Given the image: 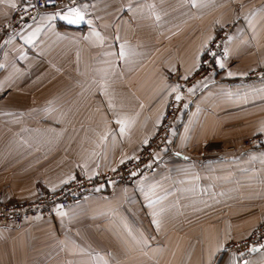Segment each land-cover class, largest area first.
<instances>
[{"label": "crops", "instance_id": "1", "mask_svg": "<svg viewBox=\"0 0 264 264\" xmlns=\"http://www.w3.org/2000/svg\"><path fill=\"white\" fill-rule=\"evenodd\" d=\"M18 4L0 0V23ZM73 8L79 23L63 18ZM227 24L154 173L0 226V264H264V245L223 252L264 222V145L228 150L264 136V76L249 77L264 66V0H80L25 22L0 52V200L134 157Z\"/></svg>", "mask_w": 264, "mask_h": 264}, {"label": "built area", "instance_id": "2", "mask_svg": "<svg viewBox=\"0 0 264 264\" xmlns=\"http://www.w3.org/2000/svg\"><path fill=\"white\" fill-rule=\"evenodd\" d=\"M79 1L19 0L11 17L0 23V52L8 37L19 30L25 22L34 19L45 10L74 7ZM231 30L232 25L227 24L206 46L198 70L182 81L180 99L177 100V97H174L169 101L160 126L134 157L123 161L112 170L94 176L79 175L57 189L39 192L31 200L16 202L0 200V226H21L32 216L49 214L55 207L65 208L90 192L101 191L114 184L128 183L141 174L152 175L155 171L157 156L162 152L174 150L176 132L186 107L188 87L195 81L206 79L214 69L215 60L225 56L224 44ZM261 76H264V66L250 73L252 78ZM263 145L264 136L259 135L246 139L243 145L231 146L228 150L239 152L245 149L261 148ZM263 245L264 222H261L249 236L227 243L223 252L244 255Z\"/></svg>", "mask_w": 264, "mask_h": 264}, {"label": "snow or ice", "instance_id": "3", "mask_svg": "<svg viewBox=\"0 0 264 264\" xmlns=\"http://www.w3.org/2000/svg\"><path fill=\"white\" fill-rule=\"evenodd\" d=\"M14 6V5H13ZM64 19L68 20L70 23H79L82 19H83V15L80 13V11L78 9H69V13L68 15L63 17ZM221 67H223V65H220ZM229 75H231V73H229ZM175 91V89H174ZM180 97L177 96V100H179Z\"/></svg>", "mask_w": 264, "mask_h": 264}, {"label": "rangeland", "instance_id": "4", "mask_svg": "<svg viewBox=\"0 0 264 264\" xmlns=\"http://www.w3.org/2000/svg\"><path fill=\"white\" fill-rule=\"evenodd\" d=\"M252 72H254V71H252ZM249 77H250V74H249ZM250 78H251V77H250ZM179 126H180V125H179ZM248 138H251V137H246V138H244L240 144L243 145V142H244L246 139H248ZM240 144H237V145H240ZM231 146H234V145H231ZM231 146H229V147H231ZM126 160H127V159H126ZM124 161H125V160H124ZM122 162H123V161H122ZM122 162H121V163H122ZM121 163H120V164H121ZM118 165H119V164H118ZM118 165H117V166H118ZM117 166H116V167H117ZM113 169H114V168H113ZM111 170H112V169H111ZM108 171H109V170H108ZM105 172H106V171H105ZM99 173H101V172H99ZM97 174H98V173H97ZM95 175H96V174H95ZM85 176H87V175H85ZM76 177H77V176H76ZM71 180H72V179H71ZM56 189H57V188H56ZM104 189H105V188H104ZM53 190H54V189H53ZM46 191H47V190H46ZM94 192H95V191H94ZM90 193H92V192H90ZM88 194H89V193H88Z\"/></svg>", "mask_w": 264, "mask_h": 264}]
</instances>
